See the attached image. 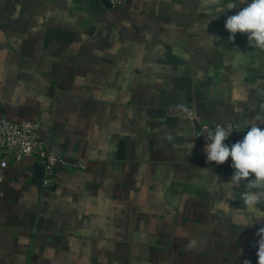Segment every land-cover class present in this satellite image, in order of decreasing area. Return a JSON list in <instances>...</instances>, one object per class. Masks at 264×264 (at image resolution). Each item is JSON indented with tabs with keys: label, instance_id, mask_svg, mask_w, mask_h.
I'll return each instance as SVG.
<instances>
[{
	"label": "crops",
	"instance_id": "crops-1",
	"mask_svg": "<svg viewBox=\"0 0 264 264\" xmlns=\"http://www.w3.org/2000/svg\"><path fill=\"white\" fill-rule=\"evenodd\" d=\"M229 2L0 0V106L66 160L42 188L35 164L0 169V264H257L246 182L179 116L235 142L264 121V50L228 38Z\"/></svg>",
	"mask_w": 264,
	"mask_h": 264
},
{
	"label": "clouds",
	"instance_id": "clouds-1",
	"mask_svg": "<svg viewBox=\"0 0 264 264\" xmlns=\"http://www.w3.org/2000/svg\"><path fill=\"white\" fill-rule=\"evenodd\" d=\"M218 2V0H214ZM240 4H246L238 13L229 16L225 21V29L230 33L229 39L234 42L236 34H247L248 46L264 50V0H238ZM237 0H230L226 5L227 11L237 6ZM224 13L223 8L217 9ZM261 123L250 122L242 140L231 146L225 143L233 132L223 126H217L214 133L206 138L204 151L208 164L215 162L217 165L224 164L231 157V167L234 169L230 182L224 183L229 188L238 189L244 183V191L240 194L242 203L255 213L254 218L246 223L245 228L264 220V212L256 209V205L264 200V128ZM195 147L192 143L189 154ZM214 174V173H213ZM216 177V182L218 177ZM256 235L258 251L257 264H264V227L259 228ZM243 264H251L245 260Z\"/></svg>",
	"mask_w": 264,
	"mask_h": 264
},
{
	"label": "built area",
	"instance_id": "built-area-1",
	"mask_svg": "<svg viewBox=\"0 0 264 264\" xmlns=\"http://www.w3.org/2000/svg\"><path fill=\"white\" fill-rule=\"evenodd\" d=\"M109 1L113 7L119 6L122 2V0ZM179 116L188 119L196 140L204 146L205 138L210 133H214L217 126L232 130L225 143L229 146L235 143L238 127L232 123L216 124L203 121L192 111H181ZM0 145L1 170L7 169L10 162L28 161L30 164H39L45 168L43 183L47 186H53L57 182V170L66 165V160L61 154L46 148L37 125L28 120H11L0 115Z\"/></svg>",
	"mask_w": 264,
	"mask_h": 264
},
{
	"label": "water",
	"instance_id": "water-1",
	"mask_svg": "<svg viewBox=\"0 0 264 264\" xmlns=\"http://www.w3.org/2000/svg\"><path fill=\"white\" fill-rule=\"evenodd\" d=\"M103 3L107 6V7H112L113 5L110 3L109 0H102ZM0 113L4 114L5 111L4 109L0 106ZM0 150H1V145H0ZM0 161H1V155H0ZM33 173H34V177L37 180V186L42 188L43 187V180L45 178V168L39 164H35L33 166Z\"/></svg>",
	"mask_w": 264,
	"mask_h": 264
},
{
	"label": "trees",
	"instance_id": "trees-1",
	"mask_svg": "<svg viewBox=\"0 0 264 264\" xmlns=\"http://www.w3.org/2000/svg\"><path fill=\"white\" fill-rule=\"evenodd\" d=\"M0 115H2V116H5V117H6V115H5V114H2V113H0Z\"/></svg>",
	"mask_w": 264,
	"mask_h": 264
}]
</instances>
